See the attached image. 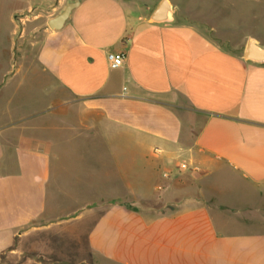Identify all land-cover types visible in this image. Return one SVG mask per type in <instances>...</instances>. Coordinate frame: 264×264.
Returning a JSON list of instances; mask_svg holds the SVG:
<instances>
[{
    "label": "crops",
    "instance_id": "1",
    "mask_svg": "<svg viewBox=\"0 0 264 264\" xmlns=\"http://www.w3.org/2000/svg\"><path fill=\"white\" fill-rule=\"evenodd\" d=\"M68 1L9 16L20 51L15 14L45 21L26 74L0 78V264H41L25 239L70 240L83 210L102 264H264V64L175 16L151 22L161 0H80L49 29ZM41 88L42 109L13 98Z\"/></svg>",
    "mask_w": 264,
    "mask_h": 264
},
{
    "label": "rangeland",
    "instance_id": "2",
    "mask_svg": "<svg viewBox=\"0 0 264 264\" xmlns=\"http://www.w3.org/2000/svg\"><path fill=\"white\" fill-rule=\"evenodd\" d=\"M25 1L27 0H0V78L8 71V74H5V81L10 79L16 81L26 74L27 68L20 70V64L26 61L25 64L29 65V61L36 51L34 46L31 47V43L34 44L39 39V36L35 32L31 33L30 30L45 21L43 12L38 19H34L35 15L26 11L15 14L13 18L15 30L17 32L24 30L22 41L19 43L22 48L20 51L15 44L18 41L13 44L10 37L13 26L10 24L9 16L14 9L25 5ZM170 1L175 8L174 16L179 22L196 27L205 36L232 53L241 54L249 38H255L260 45L264 46V0ZM3 92L4 89L0 92L1 96ZM13 98L18 104L26 102L35 109H42L52 99L49 96V100L42 88L33 89L31 93H26L23 97L14 93ZM77 213L80 214L81 221L88 218L86 210L73 212L71 217ZM79 218H71L64 224L71 230L66 234L70 235V240H61L59 237L61 234L58 232L55 234L58 241L49 240V232L43 231L25 239L28 250L34 240H39L40 248L47 255L40 259L41 264H102L101 257L92 249L88 236L84 237V233L89 230L90 226L79 224ZM23 261L25 264L28 260L24 258Z\"/></svg>",
    "mask_w": 264,
    "mask_h": 264
},
{
    "label": "water",
    "instance_id": "3",
    "mask_svg": "<svg viewBox=\"0 0 264 264\" xmlns=\"http://www.w3.org/2000/svg\"><path fill=\"white\" fill-rule=\"evenodd\" d=\"M80 3V0H70L54 17L47 20V27L51 30H59L71 11ZM175 8L167 0H161L150 15L151 22H169L174 18ZM243 58L246 61L256 64H264V46L260 45L255 38H249L243 52Z\"/></svg>",
    "mask_w": 264,
    "mask_h": 264
},
{
    "label": "built area",
    "instance_id": "4",
    "mask_svg": "<svg viewBox=\"0 0 264 264\" xmlns=\"http://www.w3.org/2000/svg\"><path fill=\"white\" fill-rule=\"evenodd\" d=\"M19 20H21L19 18ZM124 61V55L123 54H113V53H109L107 55V62L109 64V67L111 69H116L119 68L120 66H122ZM193 169L196 170L197 168L195 166H192L191 164H189L186 160H180L177 165H176V169L177 170H185V169ZM164 177H167V174H164Z\"/></svg>",
    "mask_w": 264,
    "mask_h": 264
}]
</instances>
